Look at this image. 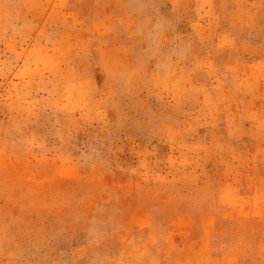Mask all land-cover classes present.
I'll use <instances>...</instances> for the list:
<instances>
[{"label":"rangeland","instance_id":"1","mask_svg":"<svg viewBox=\"0 0 264 264\" xmlns=\"http://www.w3.org/2000/svg\"><path fill=\"white\" fill-rule=\"evenodd\" d=\"M0 264H264V0H0Z\"/></svg>","mask_w":264,"mask_h":264}]
</instances>
